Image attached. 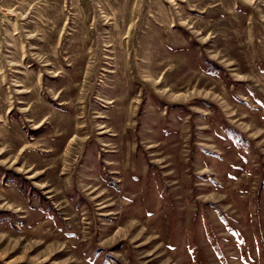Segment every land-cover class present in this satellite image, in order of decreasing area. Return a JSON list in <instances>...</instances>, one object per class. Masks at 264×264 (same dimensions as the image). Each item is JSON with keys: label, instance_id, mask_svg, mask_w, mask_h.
Returning a JSON list of instances; mask_svg holds the SVG:
<instances>
[{"label": "rangeland", "instance_id": "374dc122", "mask_svg": "<svg viewBox=\"0 0 264 264\" xmlns=\"http://www.w3.org/2000/svg\"><path fill=\"white\" fill-rule=\"evenodd\" d=\"M0 264H264V0H0Z\"/></svg>", "mask_w": 264, "mask_h": 264}]
</instances>
